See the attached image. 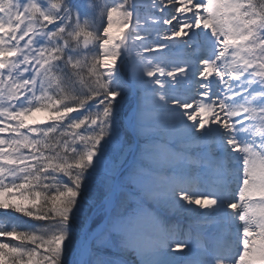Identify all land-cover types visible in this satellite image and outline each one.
Wrapping results in <instances>:
<instances>
[{
	"label": "snow or ice",
	"instance_id": "snow-or-ice-1",
	"mask_svg": "<svg viewBox=\"0 0 264 264\" xmlns=\"http://www.w3.org/2000/svg\"><path fill=\"white\" fill-rule=\"evenodd\" d=\"M0 264H264V0H0Z\"/></svg>",
	"mask_w": 264,
	"mask_h": 264
}]
</instances>
